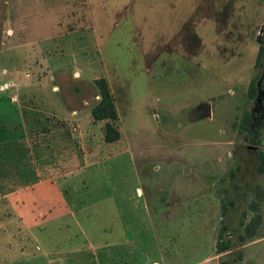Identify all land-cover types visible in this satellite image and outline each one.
Segmentation results:
<instances>
[{
	"label": "rangeland",
	"instance_id": "rangeland-1",
	"mask_svg": "<svg viewBox=\"0 0 264 264\" xmlns=\"http://www.w3.org/2000/svg\"><path fill=\"white\" fill-rule=\"evenodd\" d=\"M206 19L221 33L216 41L207 25L197 27L213 68L241 53L248 67L255 60L247 77L209 68L199 77L183 62L200 50L192 26ZM263 25L261 6L247 0H0V87L23 90L16 102L27 106L35 90L41 113L64 99L74 154L101 163L87 184L97 195L88 217L100 215L104 264L111 253L116 264H264ZM101 79L115 120L93 116ZM8 92L0 91V108ZM47 120V129L65 126ZM107 123L116 142L105 141ZM121 195L140 202L137 213L117 208L132 224L126 233L109 206ZM115 240L122 254L134 250L131 261L111 247ZM83 260L77 253L68 264Z\"/></svg>",
	"mask_w": 264,
	"mask_h": 264
},
{
	"label": "crops",
	"instance_id": "crops-1",
	"mask_svg": "<svg viewBox=\"0 0 264 264\" xmlns=\"http://www.w3.org/2000/svg\"><path fill=\"white\" fill-rule=\"evenodd\" d=\"M247 1L259 4L264 13V0ZM198 25H207L216 35V41H220L221 33L217 32L214 20L197 22L192 30L200 50L185 57L183 62L194 63L196 69H192L200 74L199 77L210 72L206 68L212 73L217 71L218 76L224 74V78L247 77L255 60L248 67L242 62L241 53L232 55L222 65L219 62L217 70L213 68L215 61L206 58L211 45L205 44ZM9 82L12 87L15 85L12 80ZM8 84L0 87L1 92L10 91L3 98L6 104L0 108V264L17 260L26 264H36L38 260H47L48 264H68L70 257L77 253L83 258L88 256L87 262L82 261L84 264H104L105 259L102 261L99 257L101 244L95 237L94 225L100 215L93 221L88 217L97 195L87 184L94 168L100 175L101 163L93 161L87 151L74 154L75 137L67 128L73 118L62 114L64 99L59 98V103L54 101V110L46 109L41 113L35 105L39 98L35 90H27L29 98L34 100V106H27L20 99L16 102L23 90L10 88ZM51 91L54 95L60 94L56 87ZM39 114L46 117L45 123ZM50 116L64 120L65 126L47 129ZM81 137L82 143L89 142ZM109 198V206L115 211L113 219L119 225L116 226L126 233L132 224L128 222L125 226L117 208L126 205L137 213L139 198L136 197L134 202L122 195ZM121 246L118 240L111 244L120 256H124V262L131 261L134 250L125 248L122 254ZM117 260L112 253L106 258L108 264H116Z\"/></svg>",
	"mask_w": 264,
	"mask_h": 264
},
{
	"label": "trees",
	"instance_id": "trees-1",
	"mask_svg": "<svg viewBox=\"0 0 264 264\" xmlns=\"http://www.w3.org/2000/svg\"><path fill=\"white\" fill-rule=\"evenodd\" d=\"M98 88L100 90L101 102L100 105L93 111V116L96 119L115 120L116 112L113 100L103 79L98 82ZM118 139L119 133L107 123L105 127V141L107 143H111L117 141Z\"/></svg>",
	"mask_w": 264,
	"mask_h": 264
},
{
	"label": "water",
	"instance_id": "water-1",
	"mask_svg": "<svg viewBox=\"0 0 264 264\" xmlns=\"http://www.w3.org/2000/svg\"><path fill=\"white\" fill-rule=\"evenodd\" d=\"M263 28H264V25H263ZM263 77H264V69H263Z\"/></svg>",
	"mask_w": 264,
	"mask_h": 264
}]
</instances>
